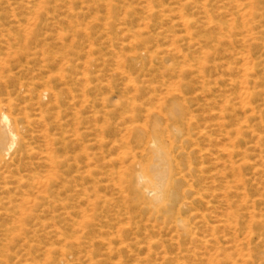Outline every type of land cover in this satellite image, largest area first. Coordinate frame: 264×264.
Segmentation results:
<instances>
[{"label":"rangeland","instance_id":"1","mask_svg":"<svg viewBox=\"0 0 264 264\" xmlns=\"http://www.w3.org/2000/svg\"><path fill=\"white\" fill-rule=\"evenodd\" d=\"M158 97L213 137L200 141L199 187L228 175L223 126L233 161L248 163L234 176L232 229L216 232L231 242L229 263L178 237L153 194L132 203L114 185L118 106ZM2 111L18 143L0 152V264H264V0H0ZM216 201L211 226L227 207ZM200 219L193 232L206 238Z\"/></svg>","mask_w":264,"mask_h":264},{"label":"bare ground","instance_id":"2","mask_svg":"<svg viewBox=\"0 0 264 264\" xmlns=\"http://www.w3.org/2000/svg\"><path fill=\"white\" fill-rule=\"evenodd\" d=\"M185 22L187 23L188 20H185ZM153 98L155 99V95ZM175 100L177 99L174 98L172 104L168 102L163 104L164 102H161V98L155 100L160 101V103L155 102L152 104H144L140 103L138 100H132L131 102L128 101L118 106L119 112L117 113L124 122L119 120L123 122V125L121 124L123 129L122 127L119 128L121 129L122 135L120 134V139L110 144L109 149L116 154V158H113L112 153L109 155L110 159L108 162H118L120 165L116 173L118 182L113 184L120 190L124 188L126 192H128L125 196L127 201L132 203L135 201L131 200V197L133 195L136 196L138 192L143 196H145L146 193L153 194L154 203L149 205L152 206L157 217L164 218L163 221L172 224L176 232L181 231L178 237H184L183 241L185 237H189L191 242L189 243L193 244L196 250H201L203 253H206L207 261L211 259L209 258L210 252L216 250L219 253L216 254L211 261L214 263H222L224 261L229 263V261H231L230 253L233 249L231 242L229 239L222 240L223 242H221L220 239L216 237V232L220 229H224V231H230L232 229L234 219L232 207L234 176L239 175L238 177H240L242 175L241 170L243 171L245 167L248 166V163L245 159L244 163L237 166L233 161L236 150L233 147L234 137L232 126H223V130L227 128L228 130H224V137L227 139V144L224 145L221 155L224 156L225 168L228 175H222L225 179L221 182L213 177V179L210 180L211 187L209 188L202 189L199 187L201 182L204 183V181L209 180L206 177L207 171L205 167L207 166H204L202 161L205 153H203V149L199 147L200 141L202 139L203 142L204 140L213 141V137L199 129L198 133L195 131V133H197L195 135L193 133V128H191L193 125H191V123L196 117L188 113L189 108H186L183 104L177 103L179 101ZM219 112L225 117L226 109H220ZM11 123L10 117L2 111L0 113L1 154H9L18 143V135ZM218 126L220 127V125H217V127ZM22 143L19 146V150L23 149ZM107 159L106 157V160ZM236 169L240 171L238 175H235L237 172ZM241 178L244 179L243 176L239 179ZM139 184H142L140 190L138 188ZM94 185L95 187L99 186H96V184ZM82 189L84 190V188ZM97 189L95 188L92 190H96L98 193ZM95 193L96 192H94L93 196L97 195ZM84 196L89 198V195L85 194ZM100 196H97L96 199H101ZM218 197L223 198L227 207L223 212L221 210V215L216 216V218H220L222 221H220L219 225L215 224V226L212 225V227L206 219V214L210 215L211 213H217L219 211L217 205H215V202L218 203V201H216ZM103 199L106 198L104 197ZM106 200H103V202H106ZM139 200L137 199L136 201ZM87 201H89V199ZM137 203L140 204V202ZM142 204L144 207H149L146 201L142 202ZM142 204H140V206ZM199 205L206 206V211L202 210L203 212L201 213L200 209L197 208ZM196 217L203 219V221L201 219L199 221H202L208 230L207 232L210 233L209 236H207L208 238L206 237L207 239L204 235L199 238L198 235L194 233L197 231L196 228V231L193 232L194 226H192L191 220ZM202 230H204V228ZM177 241L179 243V240ZM189 250H192V248ZM204 257L205 255L203 258Z\"/></svg>","mask_w":264,"mask_h":264}]
</instances>
